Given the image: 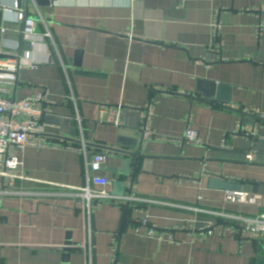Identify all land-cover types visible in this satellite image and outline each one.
I'll use <instances>...</instances> for the list:
<instances>
[{
    "label": "crops",
    "instance_id": "crops-1",
    "mask_svg": "<svg viewBox=\"0 0 264 264\" xmlns=\"http://www.w3.org/2000/svg\"><path fill=\"white\" fill-rule=\"evenodd\" d=\"M27 1L25 18L26 0H0L1 58L21 64L3 96L45 95L48 145L10 150L28 179L0 177V264H264V241L229 218L264 214V121L240 113L264 118V0ZM147 105L154 138L144 142ZM111 112L121 126L106 122ZM240 124L250 135L236 133ZM189 127L199 144L161 140ZM142 140L145 158L123 153ZM84 146L88 159L106 154L102 170L87 167ZM213 175L241 191L211 188ZM84 187L146 201L89 212Z\"/></svg>",
    "mask_w": 264,
    "mask_h": 264
},
{
    "label": "built area",
    "instance_id": "built-area-1",
    "mask_svg": "<svg viewBox=\"0 0 264 264\" xmlns=\"http://www.w3.org/2000/svg\"><path fill=\"white\" fill-rule=\"evenodd\" d=\"M187 0H180V5H185ZM23 13H18V20H23ZM28 22V21H27ZM33 21L29 20L30 37L35 38L33 35ZM214 35L219 40L218 44H221V26L216 20L212 24ZM262 26H259L258 32L260 33ZM45 36L50 37V33L47 32ZM31 38V39H32ZM31 41V40H30ZM35 45L34 41L30 42V46ZM7 54L0 50V177L6 180V183L12 185L15 180L28 179L23 163L13 154L11 148L23 150L26 146L45 147L48 145L47 140L44 138L43 117L45 110L42 108V103L45 101V95L38 94L35 96L27 97L21 100L9 99L4 97L5 93L4 85H14L18 81V74L21 69V64L16 56L11 55L6 59H2L1 56ZM107 110L103 108L100 112V118L103 119ZM140 116L143 125V140L148 142L154 138V132L150 126L152 117V105H147L140 109ZM106 122L121 126L118 115L115 112L109 113ZM236 133H245L250 135L249 132L243 130V126L240 124ZM198 132L192 128H187L183 139L180 140H168L161 139L163 141H170L176 144H199L200 137ZM86 158L88 152L84 146L81 150ZM264 158V155L262 156ZM107 156L105 153H93L90 159H86L87 167L93 172L102 170L105 166ZM246 160L254 162L257 160L255 152L246 153ZM89 175V174H88ZM89 180H92L97 185L110 186L113 184V179L101 176H88ZM133 189V186H132ZM80 192L78 196L83 200V203L92 211V208L100 205L101 203H135L138 201H146L133 197L131 194L127 196L118 197L110 193L106 189H94L90 187H84L78 189ZM228 200L233 202H240L238 196H230ZM151 201V200H147ZM229 217V216H228ZM232 221H240L244 224L242 231L250 233V238L253 240L264 241V214L257 217H242V216H230ZM140 224L143 226H149L146 219L140 220ZM208 234H212V230H207ZM155 234L154 227H149L148 235L153 236Z\"/></svg>",
    "mask_w": 264,
    "mask_h": 264
},
{
    "label": "water",
    "instance_id": "water-1",
    "mask_svg": "<svg viewBox=\"0 0 264 264\" xmlns=\"http://www.w3.org/2000/svg\"><path fill=\"white\" fill-rule=\"evenodd\" d=\"M21 1V0H20ZM26 4H27V12H25V18L28 16V12H29V1L26 0ZM219 91H216L214 93V91L212 92L210 98L212 99H218L219 100ZM206 103H212V102H209V101H206ZM242 115H243V119L244 117H248V118H251V119H254V120H262L264 121V118H262L260 115L256 114V115H250L246 112H240ZM243 124V123H242ZM142 147H143V140L141 142V144L139 145L138 147V151L136 152H125L123 151V153H125L127 156L129 157H133V158H136V159H139V158H142V157H146L142 154ZM135 163H137L135 161ZM130 165H131V161L129 159L125 160L124 163H123V170L120 171V174H129L127 171L128 169L130 168ZM133 176H135V173L133 174ZM209 185L211 188H215V189H218V188H222V189H225L227 191H241L242 189V185L240 183H237L233 180H229L227 178H225L224 176H211L210 179H209ZM118 184H121V185H126L125 182L123 181H119V182H116L115 185H118ZM124 193V192H123ZM129 208V205L126 206V209Z\"/></svg>",
    "mask_w": 264,
    "mask_h": 264
}]
</instances>
